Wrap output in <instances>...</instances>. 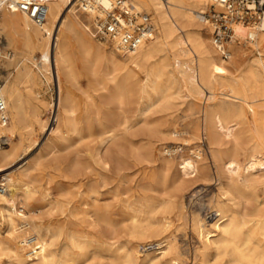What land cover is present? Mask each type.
<instances>
[{
    "label": "bare ground",
    "instance_id": "bare-ground-1",
    "mask_svg": "<svg viewBox=\"0 0 264 264\" xmlns=\"http://www.w3.org/2000/svg\"><path fill=\"white\" fill-rule=\"evenodd\" d=\"M80 1L82 0H58L50 3L49 14L43 23L32 21L26 13L16 9L2 7L0 11V36L3 37L0 73L3 78L2 90L11 118L8 125L0 126V138L7 136V143H13L15 139L19 141L10 151L4 148L0 139V173L7 169L6 162L16 157L20 143L25 136L34 135V128L37 124L42 125L46 134L58 133L60 115H67V117H73V122H70L77 128L75 122L81 117V114L80 116L76 114L77 109L70 105L61 110L64 102L68 101L66 100L68 82L74 77L72 57L66 51L61 29L67 22V13L74 12ZM135 1L141 10L156 13L157 20L155 18L154 20L158 22V24L156 22L157 32L152 34L150 40L136 53L127 55L129 59L125 62L121 61L114 52H107L103 47L94 43L90 34L81 30L83 24L77 16L70 21L68 30L73 34L79 56L88 68L91 83L105 90L114 85L118 91H121L123 87L124 89L136 87L140 75L145 73L146 78L143 79L141 93L147 98L150 95L148 88L151 86V77L153 75L160 77L169 69L171 62L165 52L169 51L174 54L184 77L181 80L182 83L191 93L212 100V103L204 109L205 117L202 125L197 122L193 127V135L198 136L201 131L207 134L211 153L218 168L216 176L211 178L208 165L200 170L199 162L191 157H184V155L179 163L182 184L213 181L218 187L214 221L209 224L202 218L194 219V227L201 241V246L197 250L199 262L205 264H264V206H262L264 202L259 201L261 197L257 195L259 181L256 179V176L264 170V115L261 111L253 109L259 124V136L254 145L248 147L242 141V135L239 134L238 122L227 123L224 114L225 109L232 111L235 116H240L246 106L264 101V53L262 52L264 21L261 25L262 31L257 33L255 42L234 47L232 56L229 58L231 67L226 64V59L217 57L218 53L212 44L213 37H206L200 32L203 28L201 29V25L197 23V20L204 22L212 32V25L203 20L202 14L207 12L209 5H213V0H198L196 3L191 0ZM106 3H108L107 0ZM183 32L186 33L182 34ZM239 32L243 34L245 29L240 26ZM114 46L117 49V46ZM37 51L41 52L40 57L36 56ZM254 51H257L258 55L247 59L248 55ZM28 61H33L39 69L50 74L58 91V101L55 103V109L53 108L55 111L49 122L41 117L43 110L41 107L44 101L37 99L30 102L28 109L24 94L16 80L3 74L8 73L9 66L16 62L18 75L30 83L34 71L28 67ZM216 89H221V92H218L221 97L218 99H215L218 94ZM69 95L73 96L70 93ZM259 106L264 107V102ZM136 119L137 117L135 119L125 118L123 124L126 125V131ZM106 134L103 144L107 146L110 141L121 135L120 127L106 130ZM38 143L37 139L32 141L23 151V155L32 152ZM201 151L203 150L200 149L198 153ZM193 154H195L194 151ZM101 158V161L106 164L108 158L105 154ZM171 162L166 159L164 168L168 169ZM5 179V187L0 189L1 216L9 224L7 237L0 238V252L7 255V261L4 263L81 264L80 260L83 255L73 252L72 249L83 250L85 242H80L78 236L72 234L69 235L71 242L69 246L64 245V248L60 250V247L53 249L57 243L56 239H60L63 232H56L50 237V228L43 227L35 219H29L27 214L18 211L21 197L23 196L25 200H30L32 197L31 187L26 177L8 174ZM1 204L7 206H1ZM93 208L96 212L101 209L99 206ZM17 219H21V223L24 224L21 227L22 232L27 228H32L36 235L30 236L29 231L23 237L17 235L19 232ZM133 219L135 224L139 223L136 216ZM153 219L151 221H154ZM137 225L136 232L139 235L144 234L145 226ZM151 225L152 233L162 238L156 240V249L152 248L153 250L150 249L152 251L144 253L142 264H181V261L179 262L180 248L169 235L172 221L166 217L165 221L152 222L149 226ZM149 230L146 229V232ZM126 257L128 264H137L138 253L135 249L129 251Z\"/></svg>",
    "mask_w": 264,
    "mask_h": 264
},
{
    "label": "rangeland",
    "instance_id": "rangeland-1",
    "mask_svg": "<svg viewBox=\"0 0 264 264\" xmlns=\"http://www.w3.org/2000/svg\"><path fill=\"white\" fill-rule=\"evenodd\" d=\"M191 1L196 3L198 0ZM211 6L206 10H210ZM87 13L80 1L74 12L67 13V22L61 29L66 51L72 57L74 73L66 91L68 101L64 102L61 110L70 105L77 109L76 114H81L80 120L75 122L77 128L72 124L73 117L68 118L67 115H60V130L52 135L46 134L42 125L37 124L34 135L30 137L27 134L20 143L16 157L6 162L7 169L0 173V189L5 187V176L8 174L24 175L30 184L32 197L25 200L22 196L18 211L27 214L29 219H35L43 227L50 228V237L56 232H63L60 239H56L53 249L69 246V235L78 236L85 246L81 251L77 248L72 250L83 255L81 264H128L127 253L133 249L138 253L137 264H142L144 253L156 249V240L162 238L156 233L154 235L152 225H149L163 222L166 217L172 221L169 235L181 251L179 262L205 264L199 262L197 250L201 241L194 227V219L199 217L209 224L214 221L218 187L213 181L182 184L179 163L184 155L191 157L199 162L200 170L208 165L211 178L216 176L218 168L207 134L201 131L198 136L193 135V127L197 122L202 125L204 109L212 100L188 90L181 81L184 77L176 58L169 51L165 52L171 62L169 69L160 77H151L149 97H143L141 93L145 73L140 75L136 87H123L121 91L114 85L106 90L97 88L91 83L88 68L79 56L73 34L68 30L70 21L77 16L83 24L81 30L88 32L94 43L107 52H114L121 61H128L129 56L121 54L112 43L94 36L91 30L93 16ZM153 16L157 20L156 13ZM197 23L203 28L200 30L197 27L200 32L206 37H213L207 24L200 20ZM216 52L218 58L225 59ZM257 55L258 52L254 51L247 59ZM36 56L40 57L41 52L37 51ZM229 61L226 59V64L232 67ZM27 65L34 71L30 83L18 75L16 62L9 66L8 73L3 74L16 80L28 109L30 102L37 99L44 101L41 117L49 122L58 101V91L50 74L39 69L33 61H28ZM216 92H221V89H216ZM69 93L73 96L70 97ZM219 97L221 95L218 93L215 99ZM263 102L246 106L240 116L224 109L227 123L238 122L239 134L248 147H252L259 136V124L253 109L264 115V107L259 106ZM127 116L137 119L126 131L123 122ZM117 126L123 135L117 136L106 146L103 144L106 130ZM35 139L38 145L30 155H23V151ZM7 142V136L1 139L4 148L12 151L19 141L15 139L13 143ZM200 149L203 151L198 153ZM104 154L108 158L106 164L101 161ZM166 159L172 161L168 169L163 166ZM257 176V195L261 196L259 201L264 202V170ZM95 206L101 207L99 212L93 211ZM1 215L0 212V238L3 239L8 235L9 224ZM134 216L139 219V223L135 224ZM21 222V219H17V235L23 237L27 231L30 236L36 235L32 228L22 232L24 224ZM137 224L145 226L146 234L139 235L136 232ZM146 229L150 230L146 232ZM5 261L7 255L0 252V264H5Z\"/></svg>",
    "mask_w": 264,
    "mask_h": 264
},
{
    "label": "built area",
    "instance_id": "built-area-1",
    "mask_svg": "<svg viewBox=\"0 0 264 264\" xmlns=\"http://www.w3.org/2000/svg\"><path fill=\"white\" fill-rule=\"evenodd\" d=\"M58 0H0L2 7L26 13L36 23L46 21L49 4ZM82 0L85 11L93 16L94 36L117 46L123 55L136 53L157 32L152 13L141 10L134 0ZM211 9L202 14L212 25L213 44L216 50L229 59L235 46L257 40L264 21V0H213ZM245 32H239V27ZM3 37L0 36V55ZM1 71V66H0ZM0 73V126L10 123V114L2 90ZM3 138V137H2ZM0 138V139H2Z\"/></svg>",
    "mask_w": 264,
    "mask_h": 264
}]
</instances>
